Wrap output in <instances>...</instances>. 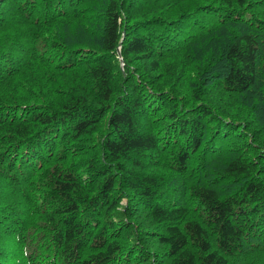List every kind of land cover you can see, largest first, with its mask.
<instances>
[{"label":"trees","instance_id":"1","mask_svg":"<svg viewBox=\"0 0 264 264\" xmlns=\"http://www.w3.org/2000/svg\"><path fill=\"white\" fill-rule=\"evenodd\" d=\"M0 264H264V0H0Z\"/></svg>","mask_w":264,"mask_h":264},{"label":"water","instance_id":"2","mask_svg":"<svg viewBox=\"0 0 264 264\" xmlns=\"http://www.w3.org/2000/svg\"><path fill=\"white\" fill-rule=\"evenodd\" d=\"M119 52H120V48H119Z\"/></svg>","mask_w":264,"mask_h":264}]
</instances>
